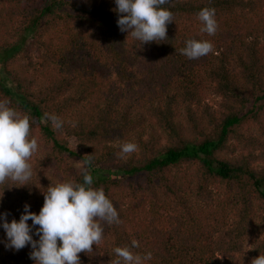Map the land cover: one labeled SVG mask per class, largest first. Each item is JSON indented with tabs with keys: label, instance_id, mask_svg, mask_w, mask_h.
Returning <instances> with one entry per match:
<instances>
[{
	"label": "trees",
	"instance_id": "trees-1",
	"mask_svg": "<svg viewBox=\"0 0 264 264\" xmlns=\"http://www.w3.org/2000/svg\"><path fill=\"white\" fill-rule=\"evenodd\" d=\"M115 7L0 0V100L30 117L39 144L32 184L0 185V216L18 221L25 204L38 214L51 182H83L69 159L90 155L93 187L121 222L104 224L81 264H112L133 239L134 252L152 253L146 264H251L264 254V0H169L167 41L146 44L120 31ZM205 7L215 9L214 36L200 31ZM189 39L214 52L187 58L179 49ZM210 94L222 97L218 108ZM126 142L137 151L118 158ZM2 223L0 264H35L30 244L5 246Z\"/></svg>",
	"mask_w": 264,
	"mask_h": 264
},
{
	"label": "clouds",
	"instance_id": "clouds-1",
	"mask_svg": "<svg viewBox=\"0 0 264 264\" xmlns=\"http://www.w3.org/2000/svg\"><path fill=\"white\" fill-rule=\"evenodd\" d=\"M168 3L169 0H115L113 11L119 14L120 31L128 32V36L141 44L161 43L168 39V24L175 21L173 12L163 7ZM197 18L203 25L200 31L214 36L218 29L215 9L205 7ZM179 52L195 60L213 53L214 45L208 40L189 39ZM44 119L51 121L53 130L63 127L64 121L54 114H45ZM137 148L135 143L126 142L117 156L124 159ZM38 150V138L32 135L30 117L17 112L10 106V101L0 100V185L4 188L31 185V160ZM90 164L89 155L81 168L82 183L72 180L51 182L46 190H42L44 204L38 214L25 204L18 221L13 218L9 222L7 212L0 216L7 238L5 246L19 251L30 244L29 255L35 264H81L79 254L91 253L93 245L99 246L104 239V224L121 222L116 206L103 187H93V176L87 166ZM33 229L38 240L33 237ZM139 246V241L133 239L131 247H115L113 251L118 259L112 264H146L152 259V253L132 250ZM251 264H264V254L253 258Z\"/></svg>",
	"mask_w": 264,
	"mask_h": 264
},
{
	"label": "rangeland",
	"instance_id": "rangeland-1",
	"mask_svg": "<svg viewBox=\"0 0 264 264\" xmlns=\"http://www.w3.org/2000/svg\"><path fill=\"white\" fill-rule=\"evenodd\" d=\"M221 99H222V97L219 96L218 94H210L209 96L206 97L205 103L206 104L208 103L213 108H218L220 105ZM246 129H247V127H246ZM57 132H58L59 138L63 142L68 143L72 148H74L76 150H80V148L78 146L79 140L76 137L68 136L61 129L57 130ZM128 157H129V155L126 158H128ZM69 164L71 165L70 167L72 168V170L74 169L75 171L81 170L82 166H85L81 160H78L76 158H70ZM135 180L138 183V182H140L141 178L136 177ZM249 245H251V243Z\"/></svg>",
	"mask_w": 264,
	"mask_h": 264
}]
</instances>
